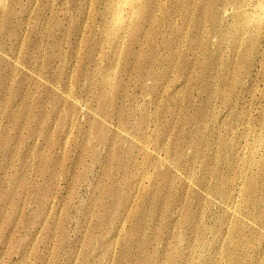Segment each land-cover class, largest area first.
<instances>
[{
  "label": "rangeland",
  "instance_id": "rangeland-1",
  "mask_svg": "<svg viewBox=\"0 0 264 264\" xmlns=\"http://www.w3.org/2000/svg\"><path fill=\"white\" fill-rule=\"evenodd\" d=\"M138 1L0 0V264H264V1Z\"/></svg>",
  "mask_w": 264,
  "mask_h": 264
},
{
  "label": "bare ground",
  "instance_id": "bare-ground-1",
  "mask_svg": "<svg viewBox=\"0 0 264 264\" xmlns=\"http://www.w3.org/2000/svg\"><path fill=\"white\" fill-rule=\"evenodd\" d=\"M116 1V0H115ZM122 1V0H121ZM124 1V0H123ZM126 1V0H125ZM130 1H133V0H130ZM138 1V0H137ZM264 1V0H263ZM2 2V1H1ZM0 2V3H1ZM139 2V1H138ZM259 2V1H258ZM111 4H112V2H110ZM116 3V2H115ZM127 3V2H126ZM130 3V2H129ZM131 3H134V2H131ZM131 3L129 4V6L131 5ZM140 3V2H139ZM156 3V2H155ZM154 3V4H155ZM260 3V2H259ZM258 3V5L260 6V8L259 7H257L256 6V9L257 8H259L260 9V11L261 12H257L256 14H255V16H254V18H250V19H248V22H250V20H252L251 21V25L253 26V27H255V28H257V27H259V26H262V24H263V22H264V17H263V15H262V13L264 12V4H262V3H260L259 4ZM110 4V5H111ZM119 4V3H118ZM118 4H116L117 5V7H118ZM128 4V3H127ZM153 4V5H154ZM244 4V3H243ZM2 5V4H1ZM4 5V4H3ZM136 5V4H135ZM139 5V4H138ZM143 5V4H142ZM145 5V4H144ZM156 5V4H155ZM159 5V4H158ZM184 5V4H183ZM121 6V4L119 5V7ZM125 6V5H124ZM132 6V5H131ZM134 6V5H133ZM133 6H132V9H133ZM147 6V5H146ZM152 6V5H151ZM4 7V6H3ZM109 7V6H108ZM121 7H123V6H121ZM136 7V6H135ZM155 7V6H154ZM255 7V6H254ZM130 8V7H129ZM139 8H140V5H139ZM141 8H144V7H141ZM147 8V7H146ZM150 8V7H149ZM152 8V7H151ZM179 8V7H178ZM242 8V7H241ZM131 9V14L128 16V17H125V18H122L123 16V14H124V12H123V14H122V12L120 13V9H118L119 10V12H118V15H115L114 17L117 19V22H119L118 24H119V27L121 26V29H123L122 31H123V33H125L126 31H127V28H128V25H130L129 23H127V20H128V18L129 17H131V15H132V11L134 10H132ZM145 9V8H144ZM225 9V8H224ZM255 9V8H254ZM255 9V10H256ZM111 10V9H110ZM138 10V9H137ZM1 11V10H0ZM128 11V10H127ZM136 11V10H135ZM113 12H114V10H113ZM117 12V11H116ZM121 14V16H119L120 14ZM128 13V12H127ZM139 13V12H138ZM144 13V12H143ZM147 13V12H146ZM243 13H244V11H243ZM135 14V13H134ZM156 14V13H155ZM241 14V13H240ZM9 15V14H8ZM112 15H113V13H112ZM128 15V14H127ZM138 15V14H137ZM139 15H140V13H139ZM144 15V14H143ZM141 16H142V13H141ZM248 16H249V14H248ZM113 17V16H112ZM149 17V16H148ZM243 17H245V15L243 16ZM247 17V16H246ZM250 17V16H249ZM248 17V18H249ZM109 18V17H108ZM147 18V17H146ZM193 18V17H192ZM130 19V18H129ZM139 19V18H138ZM156 19V18H155ZM242 19H244V18H242ZM108 20V19H107ZM141 20V19H140ZM148 20L149 19H147L146 21L148 22ZM151 20V19H150ZM158 20V19H157ZM247 20V19H246ZM142 21V20H141ZM145 21V22H146ZM152 21V20H151ZM133 22V21H132ZM246 22V21H245ZM159 24V23H158ZM142 25V24H141ZM246 25H247V23H246ZM133 26V25H132ZM136 26L137 25H135L134 24V26H133V30L135 31V29H136ZM167 26V25H166ZM242 26V25H241ZM243 26L245 27V25L243 24ZM139 27V26H138ZM250 27V26H249ZM121 29H119V30H121ZM141 29V28H140ZM254 29V28H253ZM261 29V28H260ZM119 30H117V31H119ZM237 30V29H236ZM242 30V29H241ZM241 30H239V31H241ZM255 30V29H254ZM134 31H133V33H134ZM257 31V30H256ZM259 31V30H258ZM258 31H257V33H258ZM255 32V31H254ZM260 32V31H259ZM132 33V34H133ZM137 33V32H136ZM256 33V34H257ZM263 33V32H262ZM131 34V36L129 37V40H130V42H132V43H135L136 42V39L134 38V36ZM246 34H248V32L246 33ZM161 35V34H160ZM243 35V34H242ZM245 35V34H244ZM250 35V34H249ZM124 35H122L121 37L122 38H124L123 37ZM126 36V35H125ZM139 36V35H138ZM149 36V35H148ZM142 37V36H141ZM177 37V36H176ZM252 37V36H251ZM254 37H255V34H254ZM114 38V37H113ZM115 38H116V36H115ZM117 38H118V36H117ZM147 38V37H146ZM150 38V37H149ZM152 38V37H151ZM248 38V37H247ZM202 39V38H201ZM121 40V39H120ZM119 40V41H120ZM240 40V39H239ZM114 41V40H113ZM117 42V41H116ZM141 42V41H140ZM247 42V41H246ZM113 43V42H112ZM137 43V42H136ZM139 43V42H138ZM259 43V42H258ZM257 43V44H258ZM111 44V43H110ZM119 44V43H118ZM128 44V43H127ZM146 44H148V43H146ZM248 44V43H247ZM251 44H252V42H251ZM138 45V44H137ZM254 45V44H253ZM131 46V45H130ZM141 46V45H140ZM240 46V45H239ZM139 47V46H138ZM246 47V46H245ZM118 48V47H117ZM120 48V47H119ZM122 48V47H121ZM127 50V49H126ZM132 51V50H131ZM155 51V50H154ZM202 51V50H201ZM118 52V51H117ZM134 52V51H133ZM141 52V51H140ZM90 53V52H89ZM115 53V52H114ZM127 53V52H126ZM135 53V52H134ZM137 53V52H136ZM139 53V52H138ZM245 53V52H244ZM93 54V53H92ZM116 54V53H115ZM118 54V53H117ZM130 54V53H129ZM133 54V53H132ZM134 55V54H133ZM139 55V54H138ZM141 55V54H140ZM241 55V54H240ZM128 56V55H127ZM131 56V55H130ZM137 56V55H136ZM141 57V56H140ZM242 57V56H241ZM128 58V57H127ZM137 58V57H136ZM245 58V57H244ZM140 59V58H139ZM115 60V59H114ZM114 60H113V62H114ZM118 60V59H117ZM130 60V59H129ZM116 61V60H115ZM142 61V60H141ZM168 61V60H167ZM166 61V62H167ZM125 62V61H124ZM115 63V62H114ZM121 63V62H120ZM116 65H117V63H115ZM141 64V63H140ZM146 64V63H145ZM126 65V64H125ZM150 67H151V65H150ZM115 68V67H114ZM143 68V67H142ZM139 69H140V67H139ZM115 70V69H114ZM234 70V69H233ZM110 71V70H109ZM168 71V70H167ZM114 71H112V73H113ZM143 76H145V75H143ZM142 76V77H143ZM111 78H112V76H110ZM148 77V76H147ZM236 77V76H235ZM106 78V77H105ZM107 78H109V77H107ZM149 78V77H148ZM47 79V78H46ZM114 79V78H113ZM111 80V79H110ZM112 81V80H111ZM231 81V80H230ZM105 83V82H104ZM116 83V82H115ZM236 84V83H235ZM106 85V84H105ZM119 85H120V83H119ZM117 87V86H116ZM119 87V86H118ZM121 87V86H120ZM102 90V89H101ZM105 94V93H104ZM104 94L102 95V96H104ZM110 95V94H109ZM107 97V96H106ZM94 98V97H93ZM102 98V97H101ZM105 99V98H104ZM172 99V98H171ZM107 101V100H106ZM111 101V100H110ZM103 109V108H102ZM124 112H126V111H124ZM228 112V111H227ZM109 113V112H108ZM150 121V120H149ZM103 122H105L104 120H103ZM242 124V123H241ZM102 125V124H101ZM144 125V124H143ZM102 128V127H101ZM262 128V127H261ZM101 130V129H100ZM101 132V131H100ZM90 133V132H89ZM260 133V132H259ZM50 134V133H49ZM65 135V134H64ZM260 135V134H259ZM137 136V135H136ZM69 137V136H68ZM140 137V136H139ZM98 138V137H97ZM165 143V142H164ZM141 144V143H140ZM165 145V144H164ZM94 146V145H93ZM114 146V145H113ZM256 146H257V148L255 147L254 149L256 150V149H260V148H262V146L264 147V143L262 142V141H258L257 143H256ZM95 147V146H94ZM264 149V148H263ZM143 152V151H142ZM97 153V152H96ZM255 153V152H254ZM254 156V155H253ZM93 157V156H92ZM138 158V157H137ZM159 158V157H158ZM79 159V158H78ZM160 159V158H159ZM255 160H256V158H254ZM161 160V159H160ZM252 160V159H251ZM258 160V159H257ZM92 161V160H91ZM111 161V160H110ZM173 162V161H172ZM258 162V161H257ZM262 162V161H261ZM215 163V162H214ZM246 163V162H245ZM259 163V162H258ZM41 164V163H40ZM141 164V163H140ZM107 165V164H106ZM235 165V164H234ZM258 165V164H257ZM263 165V164H262ZM253 166V165H252ZM74 167V166H73ZM111 167V166H110ZM139 167V166H138ZM263 167V166H262ZM262 167L259 169L260 171H262ZM243 168V167H242ZM190 172V171H189ZM235 172V171H234ZM262 172H264V171H262ZM133 173V172H132ZM139 173V172H138ZM161 173V172H160ZM172 173V172H171ZM191 174V173H190ZM264 174V173H263ZM262 174V175H263ZM108 175V174H107ZM261 175V176H262ZM100 176V175H99ZM165 176V175H164ZM163 176V177H164ZM162 177V176H161ZM178 177H179V175H178ZM103 178V177H102ZM156 178V177H155ZM158 178V177H157ZM166 178V177H165ZM164 178V179H165ZM251 178V177H250ZM263 178V177H262ZM163 179V178H162ZM190 179V178H189ZM154 180V179H153ZM167 180V179H166ZM250 180V179H249ZM172 181V180H171ZM231 181V180H230ZM261 181V180H260ZM154 182V181H153ZM160 183V182H159ZM232 183V182H231ZM251 183V182H250ZM75 184V183H74ZM254 184V183H253ZM157 185V184H156ZM161 185V184H160ZM256 186V185H255ZM251 187V186H250ZM251 189H253V188H251ZM259 189V188H258ZM134 190V189H133ZM224 190V189H223ZM254 190V189H253ZM155 191V190H154ZM215 191V190H214ZM145 192H147V191H145ZM251 192H254V191H251ZM260 192V191H259ZM228 193V192H227ZM144 194V193H143ZM147 194V193H146ZM243 194V193H242ZM247 194V193H246ZM252 194V193H251ZM139 195V194H138ZM183 195V194H182ZM185 195V194H184ZM245 195V194H244ZM248 195V194H247ZM249 196V195H248ZM200 197V196H199ZM98 198V197H97ZM134 198V197H133ZM181 198V197H180ZM235 198V197H234ZM242 198H244V197H242ZM253 198V197H252ZM202 199V198H201ZM248 199V198H247ZM254 199V198H253ZM258 199H260V198H258ZM257 199V200H258ZM262 199V198H261ZM103 200V199H102ZM229 201V200H228ZM239 201V200H238ZM248 201V200H247ZM255 201V200H254ZM264 201V200H263ZM97 202V201H96ZM242 202H243V200H242ZM246 202V201H245ZM249 202H250V199H249ZM247 203V202H246ZM225 204V203H224ZM239 204V203H238ZM240 204H241V202H240ZM249 204V203H248ZM234 205V204H233ZM243 205V204H242ZM229 207V206H228ZM232 207V206H231ZM249 207V206H248ZM180 209V208H179ZM228 209H230V212H232V213H234V212H237L236 211V209L234 208V207H232V208H228ZM238 209V208H237ZM258 209H260V208H258ZM242 210H244V209H242ZM253 210V209H252ZM180 211V210H179ZM245 211V210H244ZM180 214V213H179ZM227 214V213H226ZM235 215V214H234ZM236 215H237V213H236ZM241 215V214H240ZM127 216V215H126ZM227 216V215H226ZM148 218V217H147ZM127 219V218H126ZM179 219V218H178ZM237 219V218H236ZM238 219H240V217L238 216ZM112 220V219H111ZM241 220V219H240ZM263 220V219H262ZM245 221V220H244ZM178 223V222H177ZM234 223V222H233ZM181 224V223H180ZM194 224V223H193ZM200 224V223H199ZM172 225V224H171ZM238 225V224H237ZM242 225V224H241ZM244 225V224H243ZM248 225H249V223H248ZM198 227V226H197ZM241 227V226H240ZM170 229V228H169ZM196 229V228H195ZM204 229V228H203ZM239 231V230H238ZM132 232V231H131ZM121 234V233H120ZM135 234V233H134ZM235 235V234H234ZM155 236V235H154ZM174 236V235H173ZM202 236V235H201ZM226 237V236H225ZM232 237V236H231ZM114 241V240H113ZM171 241H172V239H171ZM138 242V241H137ZM144 242V241H143ZM196 242V241H195ZM172 245V244H171ZM170 245V246H171ZM169 246V247H170ZM204 246V245H203ZM168 247V246H167ZM192 247V246H191ZM196 247V246H195ZM114 248V247H113ZM131 248V247H130ZM193 249V248H192ZM198 249V248H197ZM201 250V249H200ZM171 251V250H170ZM185 251H187L186 249H185ZM159 257V256H158ZM123 258V257H122ZM199 258V257H198ZM148 259V258H147ZM216 259V258H215ZM109 260V259H108ZM123 260V259H122ZM165 260V259H164ZM121 261V260H120ZM232 261V260H231ZM119 262V261H118ZM122 262V261H121ZM122 264H123V262H122Z\"/></svg>",
  "mask_w": 264,
  "mask_h": 264
}]
</instances>
